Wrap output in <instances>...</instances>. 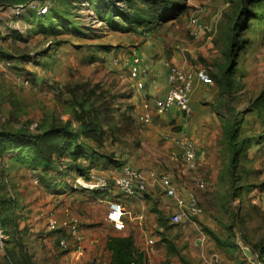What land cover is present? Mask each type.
I'll return each mask as SVG.
<instances>
[{"label":"rangeland","instance_id":"obj_1","mask_svg":"<svg viewBox=\"0 0 264 264\" xmlns=\"http://www.w3.org/2000/svg\"><path fill=\"white\" fill-rule=\"evenodd\" d=\"M146 1L133 0V7L137 10L144 9L153 24L148 30L146 26H137V32L135 27L134 31L127 30L133 26L125 24L122 18L115 16L119 11L133 14L134 9L129 10L125 6V0H27L24 5L19 6L13 5L12 0H0L1 127H24L27 131L35 133L37 125H44L45 120V125L54 121L61 123L70 120L72 128L78 130L80 125L74 117L91 110L89 103L96 102L102 127L108 130L112 127L110 131L116 132L105 142L102 151L113 155L115 153L116 158L126 164L145 172H154L155 175L164 172L181 174L183 163L180 160V150L168 144V141L163 139V134L159 135L161 139L154 140L157 133L154 132L156 128L152 126L158 117L152 109L150 108L152 117L149 126L137 120L132 98L138 97L139 93L133 86L134 80L130 78L128 66H125L124 62L127 59L130 61L133 55L140 57L139 66L146 67L149 71L145 92L150 95L155 91L152 80L150 81L152 69L150 70L145 65L148 63L144 61L152 60L154 65L158 55L156 52L153 57L145 59L139 47L143 40L148 41L154 49H159L161 55L168 57L181 53L187 64L217 77L228 62L227 32L231 29L232 22H235L243 3L242 0H174L180 3L179 6L183 5V8L177 13H171L170 19L165 20L160 7L148 6ZM254 3L255 0L253 5ZM44 6L50 9L48 15L36 16L34 11L37 13L38 9ZM251 9L255 11L256 19L251 20L250 27L241 32L240 39L248 42L236 62L233 88L221 94L211 78L216 91L212 92L206 88L204 95L210 97L201 102L203 107L207 106L204 110L216 116L215 127H208L210 133L217 135L215 146L206 156L204 154L201 161L197 159L195 171H190L192 174H181L187 182L192 181L193 186V177L206 181L203 190L195 192L203 213L221 225L234 223L233 240L240 248L248 249L243 243V237L246 236L256 243L264 236V203L254 202L258 188L251 189L264 183V142L251 147L250 161L241 160L235 171L241 180L232 182L228 176L224 181L220 179L221 173L224 176L226 174L224 171L230 163L231 154L225 145L218 141L221 121L232 115L236 121L245 118L243 134L264 133V121L261 122L264 120V113L260 117L255 110L247 112L253 108L252 104L258 97H264V0H260L254 7L251 5ZM24 17L33 19L32 23L29 24ZM195 17L198 18L202 29L197 38L192 37L188 30L190 19ZM118 26L127 31H118ZM29 27H32V30ZM103 47L113 49L104 53L105 51H100ZM26 57L30 60H22ZM35 59L43 63V67L36 65L33 62ZM191 61H194V65ZM170 64L172 62L167 63V67ZM88 96L90 100L80 109L78 102ZM143 102L142 99L141 105ZM114 123L115 126L112 125ZM111 138H117L116 142L110 143ZM167 150L176 153L180 162H170L165 155H158ZM4 154L5 161H8L10 154ZM144 162V168L139 166ZM9 163L12 165L8 171L10 189L19 205L17 213L23 218L22 221L19 220V224L25 227L17 236L22 253L29 256L31 263L87 264L89 260H99L100 264H106L109 254L105 242L109 236L118 235L104 220L107 200L124 203L130 197L112 187L107 191H91L94 197L84 194L85 198L78 202L76 198H72L71 202L61 200L67 191H70L77 175L66 176V191L58 193V189L53 186L52 188L46 183L38 182V174L43 173L40 166L35 172L29 166ZM94 170L109 180H113L119 173L115 170H112V173L102 172L100 167H95ZM236 188L239 189V195L233 198L231 193L233 195ZM247 189L251 191L244 194ZM64 207H68L79 219H87L92 215L95 218L100 217V221L106 224L107 232L102 229L101 224L87 230V248L84 249L85 256L80 260H77L71 251L57 245L58 237L63 235L59 230L61 228L48 227L51 214L55 213L58 220L65 218ZM128 217L130 216L125 219ZM191 220L195 225H171L169 222L167 225L168 235L189 260L191 255H197L199 252L195 238L213 241L203 230V224L198 217ZM217 231L220 236L228 235L222 227ZM156 237H159L158 233ZM160 242L158 238V243ZM156 246L157 242L154 252L157 250Z\"/></svg>","mask_w":264,"mask_h":264},{"label":"trees","instance_id":"obj_2","mask_svg":"<svg viewBox=\"0 0 264 264\" xmlns=\"http://www.w3.org/2000/svg\"><path fill=\"white\" fill-rule=\"evenodd\" d=\"M26 1L27 0H12V3L15 6H19L24 5ZM255 1L256 3L253 5V0H242L243 4L241 5L240 12L236 16L235 22H232L233 25L231 26V29L227 32L226 56L228 62L224 64L220 75L217 77L212 74L208 75L210 79L212 78L217 84L221 94L229 92L233 88V75L236 68V62L239 53L248 42L240 39L241 32L250 27L251 20L256 19L255 11H252L251 5L253 7L256 6L260 0ZM125 3V6L128 7L129 10L134 9L133 14L119 11L115 16L122 18V21L125 22V24L133 26L127 30L134 31L135 27L138 32L137 26H146L147 30L150 29V25L153 24V20L150 21V15L147 14L144 9H135L133 7V0H125ZM146 3H148V6H159L160 12H162L165 20L168 18L170 19L171 13H177L183 8V5L179 6L178 4L180 3L174 0H147ZM153 11H155V9H153ZM49 12V8L46 14H40L34 11L36 16H46ZM30 13L33 15L32 10H30ZM24 19L25 21H28L29 24H31L33 20H28L25 17ZM29 28L32 30V27ZM117 29L118 31H127L124 30V27L122 26H118ZM15 36L16 35H14V37ZM18 37L22 38V36ZM116 48L118 49L119 46ZM110 49L113 48L110 47ZM109 50L103 47L100 51H105L104 53H106ZM37 57L38 56H36V58ZM28 58L26 57L22 60L28 61L30 60ZM33 62L36 65L43 67V63L39 60L35 59ZM35 81L38 83L37 80ZM210 84H212V82ZM91 94H93V91ZM84 95H86V92ZM90 96L86 98L83 97V99L78 102L80 109H82L84 104L90 100ZM252 106L253 108L249 109L247 112L255 110L258 116L261 117V114L264 113V97H258ZM89 107L91 110L84 111L83 114H77L74 117L75 121L79 122L80 125L78 130L72 128L70 120L61 123L54 121L49 125H45L47 124L45 120L43 122L44 125H37V131L35 133L27 131L24 127H1L2 124L0 125V230L4 236L2 239V249L4 253L3 261L5 264H32L29 256L26 253H22V246L17 236V234H19L22 229H25V227H21L19 224V220L22 221L23 218L17 213V207H19V205L16 197L12 194L10 189V179L8 178L9 170L3 166L1 159L5 152L10 154L9 160H11V163L29 166L35 172L38 171L37 169L40 166L43 173L42 175L38 174V182L46 183L51 187L53 186L58 189V193L66 191V189H64L67 184L65 177L68 175H70V177L81 175L87 179L92 168H99L100 165L103 167V165L107 163L115 168H120L123 164H126L125 161H121L118 157L116 158L115 153L113 155L102 151L105 142L112 136V134L115 135L116 132L110 131L112 127L109 130L102 127L100 121L102 119L98 113L96 102L89 103ZM91 111L94 112L92 113ZM99 111L101 112L102 110L99 109ZM244 120L245 118L242 117L239 121H236L234 115H232L221 121V132L218 142L225 145L231 154L230 163L229 165H226L224 171L227 175L225 174L224 176L223 173H221V181H224L226 176H228L232 182L236 179L240 181L241 177H237L238 175H236L235 172L240 165V161H250L249 150L251 147L253 145H261L262 142H264V133L262 135H249L246 132L243 134ZM263 121L264 120L262 119L261 122ZM112 125L115 126V123ZM109 131L110 134H108ZM80 138H85V141ZM116 139L111 138V141L109 142L114 143L116 142ZM197 159L199 160V158ZM139 170L141 169L139 168ZM45 176L47 179H45ZM256 186H253L251 189L263 188L264 183L258 185V187ZM71 189L73 188L71 187L69 190ZM251 189H247L244 194H248ZM238 190L239 189L233 191V195L231 193L233 198L238 197ZM141 195L143 196L144 193H141ZM254 200L257 204L264 203V199L261 198L257 192ZM153 210L155 211L156 208H153ZM155 212H157L159 223L163 227V230L157 231L159 235V237L156 238L157 244L159 238L161 240L160 243H163L166 246L167 256L177 255L182 263L191 264L190 260L183 255L182 249L177 247L176 243H174L168 235V218L160 211ZM223 226L228 233L225 237H219V234L214 233L205 225H203L202 228L214 240L218 247L224 248L230 246L231 248H237L242 254V257L246 258L239 245L233 240L234 223L223 224ZM63 237L69 239L66 231H64ZM242 240L243 243L249 247L251 254H256L258 258L264 262V236L256 243L251 242L246 236L243 237ZM57 245H59V243ZM105 248L110 253L109 264H146L145 254L142 251L137 250L131 235L109 236L105 242ZM62 249L68 251L70 246Z\"/></svg>","mask_w":264,"mask_h":264},{"label":"built area","instance_id":"obj_3","mask_svg":"<svg viewBox=\"0 0 264 264\" xmlns=\"http://www.w3.org/2000/svg\"><path fill=\"white\" fill-rule=\"evenodd\" d=\"M48 7L38 9V13L46 14ZM17 14H19L17 12ZM189 34L197 38L202 29L198 24V18H191L188 24ZM141 59L138 55H133L131 60L128 59L124 62L128 66L130 78L134 80L133 86L138 91L142 103V110L137 113V120L149 126L151 124V109L157 116L167 114V112L175 107L182 115L188 118L191 115V93L194 89L195 83L200 82L203 84H210L212 81L208 74L198 68L192 66H183L178 64H170L167 67V90L162 96H154L145 92V79L149 77V71L146 67H140ZM151 108V109H150ZM163 139L170 142L172 145L178 147L180 150V160L188 171H195L196 161L198 158V148L196 143L191 140L185 132L178 131L175 133L163 134ZM119 173L109 180L106 176L100 175L92 168L89 172V177L86 179L81 175L74 177L72 188L84 189L87 191H107L110 188H116L123 194L128 195L130 198L139 196L145 192L147 186L156 184L172 203V210L168 215V222L173 225L184 223H191L193 217H197L203 213V209L199 204L198 198L193 191H180L172 177L168 172L155 175L154 172H145L132 167L129 164H123L119 168ZM150 179V180H149ZM206 181L202 178H195V186L203 188ZM261 198L264 199V187L256 191ZM69 209H66V214ZM130 213L125 209L123 202L107 200V211L104 220L108 222L112 229L116 232H122L126 228L125 217ZM48 227L50 229L61 228L69 236L61 237L58 241L61 248L70 246L69 251L73 253L77 260L84 257V238L80 232V220L71 216L70 214L58 220L54 214L48 218ZM4 238L0 230V243ZM156 240L153 236L146 235L142 251L147 257L154 252ZM86 254V253H85ZM249 264H264L256 255L251 254L248 258ZM87 264H96V261L89 260Z\"/></svg>","mask_w":264,"mask_h":264},{"label":"crops","instance_id":"obj_4","mask_svg":"<svg viewBox=\"0 0 264 264\" xmlns=\"http://www.w3.org/2000/svg\"><path fill=\"white\" fill-rule=\"evenodd\" d=\"M140 47L141 54L144 56L145 59H149L150 57H153L155 53L158 55L157 56V61L153 65L152 60L144 61L148 64L147 67L149 69H152V75L150 77V81L152 80V84L154 86V96H162L167 90L168 84H167V63H174L178 65H183V66H190L189 63H186V60L183 58L184 55L181 53H175L171 54V56H164L160 54L159 49H154L155 47H152L149 45L148 41L143 40ZM183 50V49H181ZM181 52V51H179ZM193 64L194 61H191ZM149 65V66H148ZM194 65V64H193ZM192 66V65H191ZM194 67V66H193ZM149 77L145 79V84L147 83ZM206 88L211 89L212 92H215L216 87H213L212 84H203L200 82H196L194 89L191 93V108L192 112L191 115L186 118L182 115V113L176 109L175 107H172L167 114L162 115V116H157V120L154 121V125L152 128H156L154 132L157 133L155 135V139L159 137V135L165 134V133H175L176 129L179 131H183L186 133V135L193 140L198 148L199 154L198 158L199 161L204 158V154L210 153V151L213 149V146H215L216 143V136L214 133H210L211 130L208 129V127L212 126V128L215 127L214 121H216V116H214L213 113H209L207 110H204L205 107L201 104L203 99H207L210 97V95H207L205 97L206 93ZM214 89V90H213ZM205 97V98H204ZM133 103L135 105L137 113H139L142 110L141 106V100L139 99V96L136 98H132ZM204 108V109H203ZM176 127V128H174ZM175 131V132H173ZM219 134V133H218ZM215 136V137H214ZM168 144H171L170 142H167ZM172 145V144H171ZM178 148V147H177ZM144 152V151H143ZM161 154L165 155L166 158L170 162H180V160L176 157V153L169 152L168 150L163 153L160 152L158 155L160 156ZM5 155V154H4ZM4 155L2 156V162L3 166L7 169H11V164L9 163L10 160L5 161ZM132 161V160H131ZM133 162V161H132ZM145 163H141L142 168H144ZM151 163V162H149ZM182 165V171L181 174L183 175L184 173L187 175L188 170ZM99 169V168H98ZM100 169L102 172L106 173H112V170L114 171H119V168L113 167L111 164H104L103 167L100 165ZM172 174V173H170ZM180 173H177L176 175L172 174V177L174 179V183L176 187L180 191H193L194 193L197 191L203 190L202 188H197L196 186L192 185V181H186L185 179L182 178V175ZM192 174V173H190ZM192 178V177H191ZM196 177H193L195 179ZM150 180V179H149ZM189 183V184H188ZM192 185V187H191ZM195 185V184H194ZM66 195L62 197L61 200H67L71 202L72 198H76V201L78 202L80 199H84V194H88L89 196H93L94 194L91 193V191L87 190H73L71 189L70 191H67ZM144 195L142 196L141 194L137 197L130 198L129 200H125L123 205L125 209L130 213V217L126 218V228L122 232H118V235H131L133 237V241L135 244V247L137 248L138 251L143 249L144 246V241H145V236L150 235L153 236L156 240V235L157 231L163 230V227L159 223V216L157 215V212L155 211H160L163 215L168 217L169 213L172 210V203L171 201L164 196L162 190L156 185V184H150L147 186V189L145 192H143ZM195 195L197 196V194ZM198 198V197H197ZM199 201V198H198ZM104 204V203H103ZM104 206V205H103ZM153 208H156L154 211ZM66 209H69L68 207H64V214L65 218L67 215L75 216L79 219L75 213L69 212L66 214ZM104 210V209H103ZM51 213V212H50ZM59 214V212H57ZM55 215V213H54ZM202 222L203 225L208 227L210 230H212L214 233L218 234L217 229L222 227L224 230L223 224L217 223L210 217H208L206 214L202 213L201 215L197 216ZM83 219V217H82ZM79 219L80 220V232L83 235L84 238V244L85 247L87 248V242L85 238H88L89 233H87V230H90L91 228L94 229L93 227H98L99 224H101L102 229H106V224L103 221H100V217H93L92 215L87 217V219ZM83 221L87 224H83ZM195 225V224H194ZM60 232L63 233L62 236L58 237L57 240H59L61 237L64 236V231L62 229H59ZM113 232L116 233V231L113 230ZM87 235V237H86ZM112 236V235H111ZM219 237H225V235ZM196 240H201V243L197 244ZM213 240V239H212ZM195 243L197 244V247L199 249V252L197 255H191L190 262L191 264H249L248 258L246 257L242 248L241 251L244 254L246 258L242 257V254L239 252L237 248H231L230 246H226L224 248L222 247H217L216 244L213 241H208V240H203L195 238L194 239ZM157 242V241H156ZM157 250L153 252L151 255L148 257L145 255L146 259V264H184L181 262L179 257L177 255L174 256H167V249L165 244L163 243H158L157 244ZM204 249V250H203ZM108 252V251H107ZM3 249H2V243L0 244V264H5L3 261ZM87 254V253H86ZM109 254V259L106 264H109L110 262V253ZM96 264H100V261L97 260Z\"/></svg>","mask_w":264,"mask_h":264},{"label":"water","instance_id":"obj_5","mask_svg":"<svg viewBox=\"0 0 264 264\" xmlns=\"http://www.w3.org/2000/svg\"><path fill=\"white\" fill-rule=\"evenodd\" d=\"M196 243L199 244L200 240H196ZM242 250H243V252H244L246 257H250L251 256V251L248 248L242 247Z\"/></svg>","mask_w":264,"mask_h":264}]
</instances>
